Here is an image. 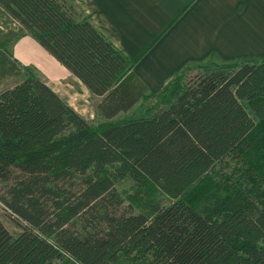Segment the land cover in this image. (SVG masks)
Returning <instances> with one entry per match:
<instances>
[{"label":"trees","instance_id":"obj_1","mask_svg":"<svg viewBox=\"0 0 264 264\" xmlns=\"http://www.w3.org/2000/svg\"><path fill=\"white\" fill-rule=\"evenodd\" d=\"M0 7L101 98L94 124L21 64L0 91V202L22 224L0 220V264H264V59L191 64L152 92L70 1ZM121 184L132 212L114 216Z\"/></svg>","mask_w":264,"mask_h":264},{"label":"crops","instance_id":"obj_2","mask_svg":"<svg viewBox=\"0 0 264 264\" xmlns=\"http://www.w3.org/2000/svg\"><path fill=\"white\" fill-rule=\"evenodd\" d=\"M68 1L133 63V73L152 92L191 64L264 59V0ZM19 64L35 67L75 111L93 106L96 115L101 98L0 7V91L21 80Z\"/></svg>","mask_w":264,"mask_h":264},{"label":"rangeland","instance_id":"obj_3","mask_svg":"<svg viewBox=\"0 0 264 264\" xmlns=\"http://www.w3.org/2000/svg\"><path fill=\"white\" fill-rule=\"evenodd\" d=\"M196 72L195 70H191L187 72L185 79L186 81L192 80L193 77L195 76ZM98 100L93 99V102L91 104H95ZM73 101H71L72 103ZM156 102V99H151L148 101H140L137 103L129 112L123 113L117 116L116 119H122V118H127V117H132V118H139L145 116V113L149 107H152ZM86 105V104H85ZM82 109L84 111H82ZM78 114H80L82 117L87 119L88 121L92 123H98L101 121L100 118H98L95 115V111L93 110V106L87 108H79L76 110ZM117 192H119L120 196L124 199L123 204H118L116 202L114 203H109L106 201V207L110 211V213L114 216H120V215H128L130 212H132L131 208L128 206L129 201L125 199V194H130V184H121L116 186ZM5 193V185L0 183V196L4 195ZM52 212V209L49 211ZM14 218L12 214L4 207V205L0 202V220L3 222L4 226L7 228V230L13 234L16 235L18 234L21 229H22V224L20 225L18 222L13 220ZM77 226V225H76Z\"/></svg>","mask_w":264,"mask_h":264}]
</instances>
